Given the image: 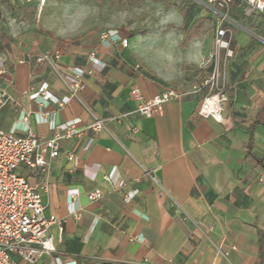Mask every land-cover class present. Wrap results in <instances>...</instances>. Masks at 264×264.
Here are the masks:
<instances>
[{
    "label": "crops",
    "instance_id": "crops-1",
    "mask_svg": "<svg viewBox=\"0 0 264 264\" xmlns=\"http://www.w3.org/2000/svg\"><path fill=\"white\" fill-rule=\"evenodd\" d=\"M242 1L233 0L222 24L232 36L231 58L222 53L209 60L213 29L187 48L199 70L194 82L215 64L223 71L222 123L199 114L208 91H185L180 81L174 86L179 98L166 101L160 114H138L133 88L144 100L167 89L142 70L130 35L116 31L128 42L123 48L119 41L102 44L103 32L95 28L54 35L33 29L8 48L0 88L10 100L0 109V130L25 136L27 127L43 140L53 136L51 126L76 122L80 131L59 142L50 165L44 216L60 221L61 231L49 227L55 252L37 264H264V168L258 163L264 164V15L246 16ZM203 8L215 27L218 12ZM54 52L61 73L84 72L80 103L59 108L29 98L43 84L56 99L66 95L50 66L39 61ZM91 52L101 71L91 69ZM89 113L105 131L88 128ZM68 153L77 166L66 161ZM17 173L37 182L23 165ZM95 189L102 197L89 202ZM71 192L77 196L70 198Z\"/></svg>",
    "mask_w": 264,
    "mask_h": 264
},
{
    "label": "built area",
    "instance_id": "built-area-1",
    "mask_svg": "<svg viewBox=\"0 0 264 264\" xmlns=\"http://www.w3.org/2000/svg\"><path fill=\"white\" fill-rule=\"evenodd\" d=\"M209 9L218 12L219 20L214 27V51L209 60L220 58L224 53L226 58L232 57L231 34L222 24L226 20V11L233 0H198ZM243 9L246 16L253 13L264 15V0H243ZM102 44L119 41L123 48L128 47L126 39L119 37L116 31H106L100 35ZM59 54L45 53L39 61L47 63L62 83L66 95L62 99H56L47 91V85L43 84L38 92L29 96L30 99H41L43 106L53 102L59 108L71 100L80 101V92L84 89V72L71 70L61 73L56 62ZM91 69L101 71L103 64L91 52L88 57ZM4 65L0 63V77L4 74ZM207 90L206 95L199 106V114L210 117L217 123L223 122V107L227 101L226 86L223 71L215 64L209 74L198 80L192 87V92ZM179 93L174 90H165L152 99L144 100L139 89L133 88L131 98L138 103L136 112L145 118H150L154 113L162 112V105L171 99L179 98ZM10 100L8 95L0 88V109ZM91 123L88 128L98 133L105 131L103 122L95 115L89 113ZM28 116H23V122L27 123ZM76 122H68L60 126H51L54 134L50 139L43 140L26 127L25 136H16L13 131L0 130V264H18L20 260L24 264H37L45 255L55 252L53 239L47 234L49 227L57 225L61 231V222L53 217L44 216L42 196L47 193V177L51 162L58 158L59 142L80 136V131L75 128ZM93 143L89 139L84 147L88 150ZM68 162L77 166V161L72 154H65ZM25 166L37 178L35 184H30L27 179L17 173L19 166ZM76 192H71L70 198H75ZM102 193L95 189L87 194L89 202L100 200ZM131 194L125 196L129 201ZM57 264H61L57 260Z\"/></svg>",
    "mask_w": 264,
    "mask_h": 264
},
{
    "label": "rangeland",
    "instance_id": "rangeland-1",
    "mask_svg": "<svg viewBox=\"0 0 264 264\" xmlns=\"http://www.w3.org/2000/svg\"><path fill=\"white\" fill-rule=\"evenodd\" d=\"M203 10L198 0H0V63L33 29L52 35L75 28L117 31L132 36L145 73L167 90L184 82L187 91L199 71L187 48L214 30Z\"/></svg>",
    "mask_w": 264,
    "mask_h": 264
},
{
    "label": "trees",
    "instance_id": "trees-1",
    "mask_svg": "<svg viewBox=\"0 0 264 264\" xmlns=\"http://www.w3.org/2000/svg\"><path fill=\"white\" fill-rule=\"evenodd\" d=\"M188 1H189V0H188ZM189 17L192 18V17H191V14H189ZM251 142H252V140H249V143H248V145H247L249 152L251 151V148H250V146H251ZM253 155H255V154H253ZM258 163L261 164L262 167L264 168V164H262L261 161H258ZM260 241H261V242L264 241V233L262 234V238H261Z\"/></svg>",
    "mask_w": 264,
    "mask_h": 264
}]
</instances>
